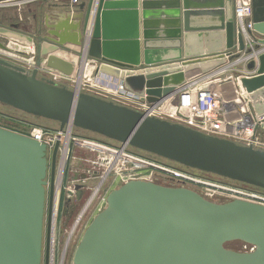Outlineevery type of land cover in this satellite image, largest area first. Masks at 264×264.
Wrapping results in <instances>:
<instances>
[{"label": "water", "instance_id": "water-1", "mask_svg": "<svg viewBox=\"0 0 264 264\" xmlns=\"http://www.w3.org/2000/svg\"><path fill=\"white\" fill-rule=\"evenodd\" d=\"M42 3L47 11L38 25L34 22L33 33L0 23V39L17 45L12 49L33 48L36 54L31 72L0 59V104L56 122L59 131L91 132L264 190V151L71 90L38 71L45 66L64 77L77 73L79 85L81 69L57 55L69 51L81 62L98 64L95 74L115 78L128 93L158 105L186 83L187 74L206 75L240 58L236 43L240 52L244 43L234 21V0ZM251 4L253 31L263 38L246 51L256 54L257 60L246 65L255 76L242 78L238 88L260 119L264 0ZM68 46L80 48L79 53ZM11 48L0 40V51L12 53ZM260 128L264 131V122ZM58 152L56 143L49 162L44 144L0 128V264H42V259L49 264ZM231 242L254 251L228 250ZM73 264H264V206L242 200L213 203L190 189L129 181L108 194L105 208L85 229Z\"/></svg>", "mask_w": 264, "mask_h": 264}, {"label": "built area", "instance_id": "built-area-1", "mask_svg": "<svg viewBox=\"0 0 264 264\" xmlns=\"http://www.w3.org/2000/svg\"><path fill=\"white\" fill-rule=\"evenodd\" d=\"M38 1L41 2L42 0L0 2V6L7 5L21 7L22 5H27ZM70 1L72 4H77L78 0ZM252 12L251 0H234V21L236 24L237 33L242 35L244 43V49L241 52L238 51L239 45L236 43V53L240 54V58L238 60H234L232 63L228 62L226 66H223L222 68H219L218 70L209 74H200L199 77H195L192 80L187 79L188 77H186V83L182 87L177 88L174 93H172L158 105H150L144 101H141L138 97L132 96L130 93L127 94L120 82L118 83L117 87V90L120 92L118 95H129L127 97L138 105L137 108L132 107L131 109L144 113L150 117H156L171 123H176L208 136L229 140L240 146L252 147L254 149L264 151V131L260 128V123L264 122V118H256L247 93L241 87L238 88L239 81L242 78L255 76L254 72H249L246 70V65L250 61L257 60L255 52L250 55L246 54L247 50H253L258 40L253 31ZM237 64H242L246 71L242 72V74H240V76L237 78V82H235L233 87L234 95H232L230 88L229 90H224L225 87L223 86V83H226L228 80H221L219 78H221V75L225 71ZM56 75H59L61 78L64 77L60 74ZM47 78L58 83V80H56L54 77ZM74 82L77 84L76 80H74L73 83ZM79 85H81L82 88L89 86L94 88V90L97 92H102L100 84L93 83L92 79L88 77L81 79ZM85 93L88 94L89 92ZM92 94L96 96L97 93L94 92ZM166 102L173 103L172 111L165 107ZM31 139L45 145L46 157L48 158L49 162L51 160L52 152L56 143L59 144L58 154L62 158L64 155L68 154L70 143L76 142L71 136V130H58L57 132L53 133L39 129L35 132ZM88 146H90V144H88ZM94 146L99 148V151H110L106 147L96 145ZM129 148L130 147L128 146L120 144V147L117 150L113 149V151H111L113 153L111 158H103L98 155L96 161L87 162L89 166L88 168H85L83 174L80 175L78 173H73L71 176L67 174L66 184H63L65 197L72 199L77 194H79V192L89 190V188L87 189L85 186V182L98 178V183L91 189L92 195L89 198L90 202L98 194V192L101 191L103 184H105L106 181L113 179H111V177H114V175L111 176L110 174H113V171L116 170L118 174L115 175L118 177L115 176V178L118 180H113L112 183L120 181L122 185L129 181H144L164 187L184 188L177 183L181 181L183 182L184 180L193 181V178L190 175L182 172L181 167L183 166L161 158L160 159L162 162L159 163L152 162L147 159L140 160V163L144 167L143 169L128 170V168H126L121 170V160L126 162H130V160H136L127 154V149ZM154 171H161V173H165L166 175L157 176ZM62 172L60 175H58L55 184L57 192V183L60 180V188L56 195L57 199L61 192L62 181L64 180ZM101 202L102 205L106 203L105 196L102 197ZM88 204H86L81 211L79 215L80 218L84 215V213H86V210L89 206ZM78 222L73 225L72 230L77 228ZM243 248L244 252L247 253L254 251V248L250 245L244 244ZM51 256L52 240L50 247V258Z\"/></svg>", "mask_w": 264, "mask_h": 264}, {"label": "rangeland", "instance_id": "rangeland-1", "mask_svg": "<svg viewBox=\"0 0 264 264\" xmlns=\"http://www.w3.org/2000/svg\"><path fill=\"white\" fill-rule=\"evenodd\" d=\"M8 1H18V0H0V2H8ZM38 7V6H37ZM35 2L30 4L18 6H0V23L3 25H9L12 23H20L19 31H23L25 33H33L34 32V21L30 17L33 12L37 9ZM28 18V19H27ZM23 22V23H22ZM5 45L9 48L16 47L17 45L7 42L5 39H1ZM12 45V46H11ZM12 49V48H11ZM31 50V58L26 60L21 55H15L12 53H7L4 51H0V59L4 60L16 67L22 68L26 71L35 68V60L36 54L33 48H29ZM24 52L27 54V51ZM23 52V53H24ZM22 53V54H23ZM23 54V55H26ZM235 72L231 70L228 72H224L221 75V80L227 79L226 83H223L225 89L229 90L230 84L237 82V78L242 74V72L246 71L240 64L234 66ZM41 74L44 77H54L58 80V83L66 86L67 88L74 90L78 89L79 91L93 95L92 93L96 92V97L102 98L99 96L103 95L101 92H97L94 88L86 86L82 88V86H78L75 82L63 79L58 75H53L51 72L42 71ZM77 74V73H75ZM77 76V75H76ZM231 79V80H229ZM230 83V84H228ZM222 86V87H223ZM81 87V88H80ZM226 90V91H227ZM126 91V90H125ZM116 93H120L116 89ZM127 94H129L126 91ZM127 94L122 98H117L115 95H106V99L104 100H115L114 102L125 103L128 106L133 108H137L138 105L135 104L130 98H128ZM105 95V94H104ZM94 96V95H93ZM133 96V95H132ZM135 97V96H134ZM105 98V97H104ZM170 111L173 110V103H167L165 105ZM0 128L26 136L33 137L35 132L39 129L46 130L49 132H57L59 130V124L53 121H49L42 118H37L31 115H27L10 107L4 106L0 104ZM71 136L75 139L76 142H71L69 147V152L64 157H60V166L62 167V176L64 178V183L62 181V188L60 192L59 202H58V212L55 213L54 223H53V235H52V261L50 258L51 264H73V256L74 252L79 244L80 239L83 236L85 229L91 223V221L95 218L97 214H99L106 206V203L102 205L101 199L105 196L107 198L108 194L118 189L122 183L120 181L116 183H112L113 180H118L115 178V174H118L117 170L113 171L114 177H111L112 180L106 181L103 184L101 191L89 202V198L92 195L91 189L98 183L97 179H91L85 182V186L89 190L85 192V195L78 201L77 195L72 198L71 203L75 204L77 207V211L73 214H70L64 217L61 213V208L63 207L62 196L64 195V185L67 181V174L71 176L73 173L83 174L85 168H88L89 164L87 162L96 161L98 155L101 157L111 158L113 153V149H118L120 144L111 140H108L102 136L97 134L83 131L80 129H72ZM90 144V146H88ZM96 146L106 147L110 151L100 150ZM128 153L131 157L136 160L124 161L121 160L122 166L121 170L128 168L130 169H143V165L140 163V160L147 159L152 162H162L160 158H156L154 155H150L148 153L136 150L134 148L127 149ZM150 170V169H149ZM182 172L190 175L193 178V181H181L177 184L183 186L186 189H190L199 195H201L206 200L213 203H228L233 200H242L255 204H259L264 206V190L255 188L249 185H245L239 182L231 181L228 179H224L212 174L203 173L200 171L191 170L185 167H181ZM96 172V171H95ZM157 176L166 175L165 173H161V171H154ZM97 177V176H95ZM118 177V176H116ZM108 182V183H107ZM64 184V185H63ZM89 202V204H88ZM88 204V209L86 213H84L81 218L79 217L81 211ZM101 204V205H100ZM62 205V206H61ZM79 221V222H78ZM78 222V226L75 230H72L73 225ZM46 227V215L44 221V229ZM45 236V232H44ZM69 238V240H68ZM68 240V242H67ZM243 243L240 242H231L226 244V248L235 252H244ZM49 263V264H50ZM42 264H44L42 259Z\"/></svg>", "mask_w": 264, "mask_h": 264}, {"label": "crops", "instance_id": "crops-1", "mask_svg": "<svg viewBox=\"0 0 264 264\" xmlns=\"http://www.w3.org/2000/svg\"><path fill=\"white\" fill-rule=\"evenodd\" d=\"M51 1V3H54V4H56V5H64L65 3H68V4H70L71 3V1L70 0H50ZM84 1H87V0H78L77 2L80 4V3H82V2H84ZM35 5H36V7H37V9H36V11L35 12H33L32 14H31V18L33 19V21L38 25L39 23H40V21L43 19V15H44V13L47 11L46 10V7H43L44 5H43V3H42V1L40 2V1H38V2H35ZM71 5H72V3H71ZM74 5V4H73ZM75 5H78V4H75ZM76 10V9H75ZM52 12H54V13H58V12H60L61 10H59V11H55V10H51ZM64 11V10H63ZM28 19V18H27ZM23 23V22H22ZM12 24H15V25H20L21 24V22L20 23H12ZM9 25H11V24H9ZM9 25H7V26H9ZM18 29L20 30V28H19V26H18ZM255 32V31H254ZM255 34V36H256V38L259 40V39H262L263 38V36L261 35V34H259L258 32H255L254 33ZM1 40V39H0ZM12 46V45H11ZM69 47V49L71 50V51H75L76 53H79V51H80V48H78V47H72V46H68ZM262 47H264L263 45H262ZM15 52H19L20 53V55H21V53H23L24 51L21 49V47H19L18 46V48H16V49H13ZM23 54H26L25 52L23 53ZM26 55H30V56H32L31 55V50L29 49L28 51H27V54ZM57 55L59 56V57H61V58H63V59H65L66 61H69L70 63H72L73 65H74V67H75V69H76V71H79L80 69H81V76H80V78L81 79H84V78H90V79H92V82L93 83H98V84H100V86H101V88H102V92L101 93H103V95L102 94H100L99 96H101V97H103V99H106V95H115V97H117V98H122L123 96H121V95H118L117 93H116V89H117V87H118V83H119V81L117 80V79H115V78H112V77H110V76H106V75H102V74H95V68L97 67V65L98 64H96V63H94V62H92V61H86V63H84V62H81V58L78 56V55H75V54H73L72 52H69V51H59L58 53H57ZM25 59V58H24ZM27 60V59H26ZM241 66H242V64H240ZM84 67V68H83ZM243 67V66H242ZM234 68V66H232L229 70H227V71H225V72H228V71H232V72H235L234 70L235 69H233ZM34 69V68H33ZM32 69V70H33ZM243 69H244V67H243ZM31 69L28 71V72H31L32 71ZM39 76L40 77H44L42 74H41V72L42 71H44V72H51L53 75H56V74H58V73H56V72H54V71H51V70H49V69H46V67L45 66H41V68H39ZM77 74H74L73 76H71V77H69V78H65V77H63V79H68V80H72V81H74V80H76V78H77V76H76ZM59 76V75H58ZM200 76V73L198 72V71H194V72H191V73H189L188 75H186V77H188L187 79H190V80H192V79H194L195 77L197 78V77H199ZM80 79V80H81ZM228 84H230V83H228ZM234 85H235V82L234 83H232V84H230V91H232V95H234L233 94V90H234ZM105 94V95H104ZM125 96V95H124ZM105 97V98H104ZM107 101H111V102H113V103H115V104H118V105H123V106H126V107H129V108H132L131 106H128L127 104H125V103H116V102H114L113 100H107Z\"/></svg>", "mask_w": 264, "mask_h": 264}, {"label": "flooded vegetation", "instance_id": "flooded-vegetation-1", "mask_svg": "<svg viewBox=\"0 0 264 264\" xmlns=\"http://www.w3.org/2000/svg\"><path fill=\"white\" fill-rule=\"evenodd\" d=\"M77 4H79L77 2ZM60 156L59 154H57V159H56V170H55V174L57 175H60V173L62 172V167L60 166ZM57 179V177H56ZM49 180V179H48ZM49 190V187L47 188V191ZM88 190H84L83 192H79V194H77V198H78V201L81 200V198L83 197V195H85V192H87ZM47 197H48V194H47ZM60 197V196H59ZM59 197L57 199V202H56V207H54L52 209V211L55 213L58 212V202H59ZM71 200L72 199H69L67 197H65V195L62 196V202H63V207L61 208V213L64 217L70 215V214H73L77 211V207L75 204H72L71 203ZM48 201V199H47ZM62 206V205H61ZM47 213V212H46Z\"/></svg>", "mask_w": 264, "mask_h": 264}, {"label": "bare ground", "instance_id": "bare-ground-1", "mask_svg": "<svg viewBox=\"0 0 264 264\" xmlns=\"http://www.w3.org/2000/svg\"><path fill=\"white\" fill-rule=\"evenodd\" d=\"M10 50H12L13 52H12V54H15V55H20V53L18 52H15L13 49H10ZM22 57H24V55H21ZM30 56V55H29ZM27 57V56H26ZM30 58H31V56H30ZM30 58H28V59H30ZM84 68V67H83ZM81 79V78H80ZM80 86V85H79ZM59 188H60V180L58 181V183H57V192H58V190H59ZM52 257V256H51ZM51 264V263H50Z\"/></svg>", "mask_w": 264, "mask_h": 264}]
</instances>
